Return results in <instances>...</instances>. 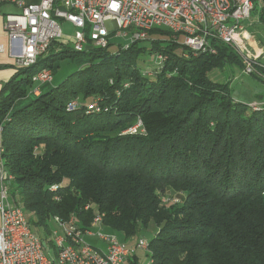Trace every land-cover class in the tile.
Segmentation results:
<instances>
[{
	"label": "trees",
	"instance_id": "16d2710c",
	"mask_svg": "<svg viewBox=\"0 0 264 264\" xmlns=\"http://www.w3.org/2000/svg\"><path fill=\"white\" fill-rule=\"evenodd\" d=\"M260 1L254 23L264 26ZM183 40L154 28L127 49L78 53L56 41L16 70L0 94V144L13 202L32 227L51 236V220L72 219L86 231L101 215L124 242L154 225L148 264H264V106L235 101L229 83L209 78L244 67L235 48L213 42L217 54L196 53ZM146 55L163 63L145 68ZM77 56L88 58L85 69L18 106L38 71ZM91 104L100 111L88 112ZM168 190L183 199L166 201ZM139 263L138 255L126 262Z\"/></svg>",
	"mask_w": 264,
	"mask_h": 264
},
{
	"label": "built area",
	"instance_id": "2783aa9c",
	"mask_svg": "<svg viewBox=\"0 0 264 264\" xmlns=\"http://www.w3.org/2000/svg\"><path fill=\"white\" fill-rule=\"evenodd\" d=\"M2 5L19 10L6 16L9 41L7 46L0 45V53L9 54L16 70L36 65L40 58L48 56L56 41L71 44L78 53L108 48L111 32L107 23L111 21L118 29L132 33L130 43L146 40L154 28H167L182 35L183 43L196 53L217 54L213 42L231 46L242 57L244 74L257 73L264 78L258 71L260 56L251 49L246 34L256 7L254 0H0ZM61 21L75 30L69 38ZM128 47L125 45V49ZM152 58L157 66L164 60L162 55ZM53 77V68L38 71L33 76L32 94L39 96L41 86L51 83ZM76 104L70 103L68 110H74ZM262 106L264 103L258 102L251 105L253 110ZM94 111L100 109L96 104L89 105L88 112ZM141 126L140 122L128 133H137ZM4 153L0 144V264H126L139 251L149 253L150 243L142 238L130 244L114 234H99L105 250L88 244L85 235L95 236L93 230L104 227L101 215H96L91 229L86 231L77 228L73 220L63 223L55 218L64 235L52 232L46 245L34 232L23 206L14 204L10 196L13 176L7 171Z\"/></svg>",
	"mask_w": 264,
	"mask_h": 264
},
{
	"label": "rangeland",
	"instance_id": "374dc122",
	"mask_svg": "<svg viewBox=\"0 0 264 264\" xmlns=\"http://www.w3.org/2000/svg\"><path fill=\"white\" fill-rule=\"evenodd\" d=\"M262 5H257V11L254 12L255 16L252 18L253 22H258V15L261 11ZM253 13V14H254ZM62 28L64 31V34L67 38L69 36L73 35L75 30L74 28L67 24L66 22L61 21ZM249 24V23H248ZM107 27L111 32L110 35V41L113 44V46L118 45H127L131 42L132 33L128 30L124 29H118L114 23L111 21L107 23ZM251 27V29L249 28ZM251 30V31H250ZM127 33L126 36H124ZM246 34L250 37L249 43L250 47L253 50L256 55L259 54L260 58L264 60V26H260L258 24H251V26H246ZM246 36V35H245ZM70 47L71 44H69ZM113 47V48H115ZM261 52V53H258ZM49 55V53H48ZM147 62L145 63L144 67H154V63H149L148 60L153 61L152 55H146L144 57ZM88 58L85 56H77L75 58L69 57L64 59H58L53 63V82H51V86L55 87L56 85L61 84L63 81H65L67 78L78 72L79 70H83L88 66ZM244 67L242 69L238 66H226L223 70H213L208 75L209 78L214 81L218 82L220 84H226L229 83L230 85V91L232 94V97L235 101L241 102L243 104L248 105L251 107L255 102L258 103H264V84L259 81L256 77L252 75H246L243 73ZM28 103V102H27ZM26 104V103H25ZM42 149V148H40ZM12 184V183H11ZM10 196L14 198V196H17V189L16 184H14V187L10 188ZM182 193H177L173 190H168L166 194L164 195V199L166 201L173 202L174 200H179L180 202L181 198L183 199ZM31 217V214H28ZM96 217V216H95ZM72 221V219H70ZM69 222V221H68ZM50 229L52 232H58V236H63V230L59 226V224L54 220L50 221ZM34 232L45 241V244H47L48 241H50V235H46L44 231L39 230L38 228H35L33 226ZM156 228L154 225H151V227L147 231H143L134 239H130L127 242H134L139 238H142L144 240L149 241V239L152 237L153 234H155ZM93 233H95V236L85 235V241L92 245L93 247L97 249H106V245L102 243L100 240L99 234H102L104 236L109 235H116L115 233L109 231L107 228H97L93 230ZM138 256L140 258L139 264H148L149 257L146 255L145 251H139Z\"/></svg>",
	"mask_w": 264,
	"mask_h": 264
},
{
	"label": "crops",
	"instance_id": "0c3cea01",
	"mask_svg": "<svg viewBox=\"0 0 264 264\" xmlns=\"http://www.w3.org/2000/svg\"><path fill=\"white\" fill-rule=\"evenodd\" d=\"M18 12H19V10L16 7H14L13 5H2V6H0V45L7 46L8 41H9L7 33H6V29H5V18H6V16L8 14H17ZM251 24H252V26H253V24L255 25V23L253 21H251V23L247 24V26H249V25L251 26ZM249 28L251 29V27H249ZM258 53H261V52H258ZM50 55H51V53H50ZM263 62H264V60H263ZM15 73H16V66H15L13 59L10 58V56L7 52L0 53V94H1V91H2L3 87L5 86V84L8 81H10V79L14 76ZM50 84L51 83L43 84L41 86V90L46 92V91H49L52 88H54ZM33 97H35V95L32 94L31 97L28 98L27 100L20 101L18 106H23V105H25V103L27 104V102L29 103L33 99ZM129 243L133 244L134 242L132 241Z\"/></svg>",
	"mask_w": 264,
	"mask_h": 264
}]
</instances>
